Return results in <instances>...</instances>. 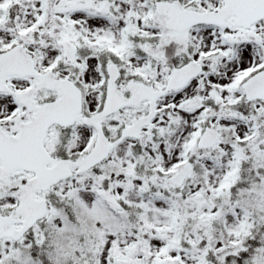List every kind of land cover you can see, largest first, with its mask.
Listing matches in <instances>:
<instances>
[{"label": "snow or ice", "instance_id": "snow-or-ice-1", "mask_svg": "<svg viewBox=\"0 0 264 264\" xmlns=\"http://www.w3.org/2000/svg\"><path fill=\"white\" fill-rule=\"evenodd\" d=\"M0 264H264V0H0Z\"/></svg>", "mask_w": 264, "mask_h": 264}]
</instances>
